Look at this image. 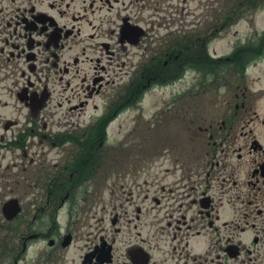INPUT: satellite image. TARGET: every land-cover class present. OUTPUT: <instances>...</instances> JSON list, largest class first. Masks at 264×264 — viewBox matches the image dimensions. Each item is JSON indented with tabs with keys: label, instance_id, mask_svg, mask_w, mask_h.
Returning a JSON list of instances; mask_svg holds the SVG:
<instances>
[{
	"label": "flooded vegetation",
	"instance_id": "obj_1",
	"mask_svg": "<svg viewBox=\"0 0 264 264\" xmlns=\"http://www.w3.org/2000/svg\"><path fill=\"white\" fill-rule=\"evenodd\" d=\"M263 10L0 0V264H264Z\"/></svg>",
	"mask_w": 264,
	"mask_h": 264
},
{
	"label": "rangeland",
	"instance_id": "obj_2",
	"mask_svg": "<svg viewBox=\"0 0 264 264\" xmlns=\"http://www.w3.org/2000/svg\"><path fill=\"white\" fill-rule=\"evenodd\" d=\"M190 1V0H189ZM208 1V0H205ZM231 0H216V8L219 9V7L226 6ZM264 28V10L260 13H257V15L254 16V22L249 24L246 21L239 22L234 28H232L231 32L225 36L223 39L218 40L216 43V53L218 55L226 54L229 50V42L232 40L233 33H248L249 30L252 29H262ZM234 40V39H233ZM258 71L254 70L251 72L252 79H254L256 76L261 74V71H263V68L261 67L257 68ZM217 92H212L211 90L215 89ZM213 89L207 87L204 88V92L201 91V96L197 100L199 104V108L204 111H210L214 105H217L221 102V98L224 95L225 88L224 87H214ZM170 94H162L161 89H154L150 92H148L143 101L140 105L137 107V114L139 112L141 113L143 118H146L147 115H153L152 113L158 109L159 107H163L166 102H169L168 97ZM128 128L122 127L119 129L117 125H113L110 132L113 136L114 140H111L112 142L116 139H119L121 135L118 134V131L121 133L125 132ZM110 143V142H109Z\"/></svg>",
	"mask_w": 264,
	"mask_h": 264
}]
</instances>
